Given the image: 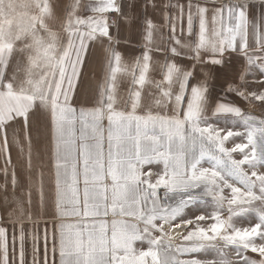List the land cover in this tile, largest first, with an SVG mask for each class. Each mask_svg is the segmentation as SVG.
I'll return each mask as SVG.
<instances>
[{
  "label": "snow or ice",
  "instance_id": "snow-or-ice-1",
  "mask_svg": "<svg viewBox=\"0 0 264 264\" xmlns=\"http://www.w3.org/2000/svg\"><path fill=\"white\" fill-rule=\"evenodd\" d=\"M162 8L163 25L145 17L143 50L126 61L112 33L128 19L118 0L62 8L58 0H0V187L11 167L9 218L27 204L31 220L33 189L45 206L47 168L52 220L51 243L45 226L41 255L34 233L30 259L23 227L18 251L15 229L10 250L0 227V264H264V118L229 100L264 102V92L242 88L248 76L264 77V0ZM160 27L167 32L158 42ZM97 46L104 65L96 94L91 106H75ZM233 55L240 84L225 81L214 98L209 81ZM37 112L47 136L34 166L28 126ZM17 120L28 141L23 184L8 140Z\"/></svg>",
  "mask_w": 264,
  "mask_h": 264
},
{
  "label": "crops",
  "instance_id": "crops-1",
  "mask_svg": "<svg viewBox=\"0 0 264 264\" xmlns=\"http://www.w3.org/2000/svg\"><path fill=\"white\" fill-rule=\"evenodd\" d=\"M57 2V0H54ZM69 0H58L61 8L66 5ZM88 3L89 0H84ZM121 5V10L123 16L128 19L124 20L123 17L120 20V28L117 32V28H112V33L119 36V43L115 46L123 54L126 61H130L134 57H137L142 52V44L144 43L143 36L141 35L144 28L145 17L151 19L154 24L158 26L163 25L162 20V5L165 3L187 5L189 0H155L157 7L154 9L151 6V0H118ZM220 4L239 2V0H218ZM192 4H203L205 0H191ZM147 4V6H146ZM168 11L172 15L177 14V9L170 8ZM116 15V14H114ZM254 15L259 19L261 15V9L259 7L255 8ZM179 28V25H178ZM167 32V29L160 27L156 32V39L159 42L160 33ZM154 62L158 59H162L160 53L153 52ZM226 59H229L226 57ZM185 63H187L185 61ZM104 65V51L101 47H95L89 57L87 62L82 69V76L80 78L78 89L75 95V106H91L93 102V97L96 94L97 85L101 80L102 67ZM240 67L238 59L233 55L231 57V64L224 70H217V78L213 81L210 80L209 83L213 84L223 83L224 81L236 80L238 79V69ZM195 83V81H193ZM128 87L127 80L120 85V93L123 94ZM45 120L43 116L37 112L35 115L31 116L29 119L28 135L31 136L32 143V162L35 166L37 164V152L41 150V146L45 143L47 132L45 127ZM39 133V134H38ZM8 140L11 151V161L12 165L15 167L17 177L23 184L25 176V160L28 154V141L25 138V129L23 122L20 120L15 121L8 128ZM19 141V147L16 141ZM20 148H23V154L20 152ZM4 166L3 156H0V169ZM12 168H9V173L11 174ZM45 206L43 209L40 207L39 196L35 189L32 191V206L31 214L32 219H28L29 208L28 205H24V215L20 216L19 213H14L11 218H9V212L15 207L14 204L9 203L5 206L4 197L7 196L11 200L13 196V189L11 185V175L9 174L7 179V189L0 187V227H4L8 232L9 247L11 250L13 230L15 229L16 248L19 249V234L21 226L24 229V243L26 252L29 259L31 258L32 251V235L38 233L41 237L39 241V246L41 250V255L43 254V233L44 228L47 226L49 233V244L51 243V231H52V220H51V209H50V174L49 170H45ZM6 183L5 176L2 171H0V186ZM15 195L20 197L22 200L25 197L22 195L21 187H17ZM45 221H48L45 225Z\"/></svg>",
  "mask_w": 264,
  "mask_h": 264
},
{
  "label": "rangeland",
  "instance_id": "rangeland-1",
  "mask_svg": "<svg viewBox=\"0 0 264 264\" xmlns=\"http://www.w3.org/2000/svg\"><path fill=\"white\" fill-rule=\"evenodd\" d=\"M261 79H264V77H261L259 73H257L255 77L248 76L242 85L243 90H245L246 92H252V91H255L257 93L264 92V84L255 82ZM229 81H234L235 83L240 84L239 79L236 80V78H234V80H229ZM224 84L225 81L223 83H217V82L213 83L214 98L218 94L222 95V87L224 86ZM229 100L230 102L239 106L245 113L255 115L259 118H264V102L256 101V100H252L251 102H249L233 94H229ZM195 214H199V212L197 211ZM238 226L241 227L247 226V222L238 224ZM248 255L255 256V258L259 259V257L253 253H248Z\"/></svg>",
  "mask_w": 264,
  "mask_h": 264
},
{
  "label": "built area",
  "instance_id": "built-area-1",
  "mask_svg": "<svg viewBox=\"0 0 264 264\" xmlns=\"http://www.w3.org/2000/svg\"><path fill=\"white\" fill-rule=\"evenodd\" d=\"M114 15V14H113Z\"/></svg>",
  "mask_w": 264,
  "mask_h": 264
}]
</instances>
